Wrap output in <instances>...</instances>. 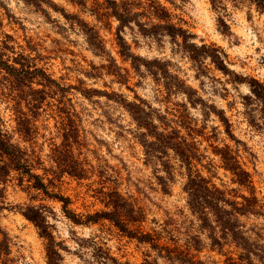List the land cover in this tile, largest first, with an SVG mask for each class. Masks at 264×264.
I'll return each instance as SVG.
<instances>
[{"label":"clouds","instance_id":"9594fccd","mask_svg":"<svg viewBox=\"0 0 264 264\" xmlns=\"http://www.w3.org/2000/svg\"><path fill=\"white\" fill-rule=\"evenodd\" d=\"M0 264H264V0H0Z\"/></svg>","mask_w":264,"mask_h":264}]
</instances>
